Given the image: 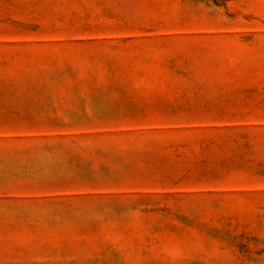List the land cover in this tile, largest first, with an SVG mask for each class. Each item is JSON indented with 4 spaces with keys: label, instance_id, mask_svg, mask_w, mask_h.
I'll return each instance as SVG.
<instances>
[{
    "label": "rangeland",
    "instance_id": "1",
    "mask_svg": "<svg viewBox=\"0 0 264 264\" xmlns=\"http://www.w3.org/2000/svg\"><path fill=\"white\" fill-rule=\"evenodd\" d=\"M0 264H264V0H0Z\"/></svg>",
    "mask_w": 264,
    "mask_h": 264
}]
</instances>
